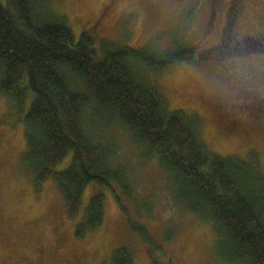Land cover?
I'll return each mask as SVG.
<instances>
[{"label":"trees","instance_id":"1","mask_svg":"<svg viewBox=\"0 0 264 264\" xmlns=\"http://www.w3.org/2000/svg\"><path fill=\"white\" fill-rule=\"evenodd\" d=\"M230 35L226 30L230 47L224 36L218 54L209 47L198 50L186 38L170 48L154 42L132 47L107 38L97 46L88 31L76 41L67 18L49 13L46 0H0V96L24 122L22 171L33 176L37 191L54 179L71 218L79 215L89 184L111 187L131 230L153 245L147 227L123 202L127 198L135 202V211L152 212V198L138 193L134 168L117 137L105 134L114 129L139 148L144 161L159 163L175 188L171 197L176 204L213 222L219 258L264 264V165L259 154L244 158L213 152L202 136L201 118L171 110L155 82L157 74L183 61L196 62L197 55L222 64L221 76L225 66L248 61L228 59L241 50L264 52L248 48L251 36L233 41ZM252 108L255 115L264 114V108ZM70 154V164L57 171L55 166ZM104 217V194L96 192L76 224V237L97 229ZM112 264H135L134 255L119 247Z\"/></svg>","mask_w":264,"mask_h":264},{"label":"rangeland","instance_id":"2","mask_svg":"<svg viewBox=\"0 0 264 264\" xmlns=\"http://www.w3.org/2000/svg\"><path fill=\"white\" fill-rule=\"evenodd\" d=\"M46 3L49 13L67 18L76 41L83 31L96 38L97 46L101 39L107 38L132 47L154 42L161 48H170L175 40L186 38L198 50L214 42L223 22L224 7L221 5L212 15L211 30L204 36L210 0H46ZM104 6L106 9L102 10ZM255 6L258 15L250 11L255 9L249 3L247 9L243 7L238 24L241 31L264 28V0H256ZM227 41L226 37L229 46ZM247 44L249 49H264V42L253 36ZM229 47L225 50H230ZM240 52L228 59L264 61V52ZM197 56L196 62L183 61L155 76L169 108L197 114L202 120V136L213 152L244 158L257 152L264 165V114L254 116L256 112L250 102V96L264 88L238 83L226 74L220 76L222 64ZM242 97L249 103L240 106L241 111L222 108L223 102ZM19 115L16 110H9L8 101L0 96V264H22L24 253L40 246L46 252L45 264H112V254L119 247L131 251L135 264H154V260L163 263L168 258L177 264H231L217 256L213 222H205L176 204L171 197L175 188L159 163L155 159L144 161L139 148L114 129L106 130L105 134L117 137L122 155L134 168L138 193L152 198V212L144 214L147 211L143 208L135 211V202L127 198L123 202L131 211L129 214L147 227L155 244L131 230L127 215L109 186L89 184L79 215L69 217L54 179L46 180L37 191L33 176L22 171L26 138ZM240 117L241 121L232 126V121ZM71 159L72 154L55 169L66 168ZM96 192L104 194V221L83 238H77L76 224ZM136 214L143 215L136 218Z\"/></svg>","mask_w":264,"mask_h":264},{"label":"flooded vegetation","instance_id":"3","mask_svg":"<svg viewBox=\"0 0 264 264\" xmlns=\"http://www.w3.org/2000/svg\"><path fill=\"white\" fill-rule=\"evenodd\" d=\"M247 2L255 9V10H250V11L258 15L259 13L256 11L257 8L255 6L256 0H235V1L234 0H224V2H222L221 4H219V1L217 0H210V15H209V18L206 24V30L204 32V36L210 32L212 24H213L212 15L217 13V10L219 9L221 5L224 6L223 11H222L223 13L222 21L223 22L219 26L217 34L215 33L214 42L207 43L206 46H204L201 51H204V50L206 51L210 48L215 53H217L222 43H224V34H226V30H229V32L231 33L229 38L230 40H233V41H239V40L246 41L247 37L254 35L264 42V28H256V29L253 28L254 30L251 29V32H250V31H241L238 27L239 20H240L239 16L241 15V11L243 7H246L248 5ZM243 3H245L246 6H244ZM105 9H106V6L102 8V10H105ZM222 32L224 33L223 36L221 35ZM201 42H204V41L202 40ZM225 73L227 74L228 78H233L238 83L246 82V84L249 86H257V87H261L262 89L264 88V61L262 60H257V59L248 60L240 65L229 64L228 66H225L223 69L222 74H225ZM233 101L223 102L222 108L226 110H233L234 112H238V111H241L240 106L246 105L243 102L244 98H241L238 100L233 99ZM250 101H251V106L257 107L259 109L258 111L260 112V109L264 108V90H256L255 93L252 96H250ZM254 116H257V115H254ZM231 124L232 126H234V124H238L237 120L234 119V121H232ZM45 254H46L45 249L42 246L30 248L22 256V259H23L22 264H45ZM153 262L154 264H177L173 258H168L163 263L156 262L155 260Z\"/></svg>","mask_w":264,"mask_h":264}]
</instances>
